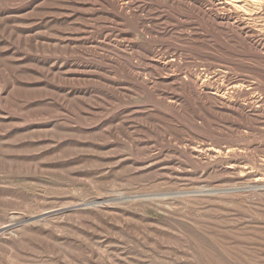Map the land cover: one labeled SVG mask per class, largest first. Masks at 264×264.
<instances>
[{
    "label": "rangeland",
    "instance_id": "1",
    "mask_svg": "<svg viewBox=\"0 0 264 264\" xmlns=\"http://www.w3.org/2000/svg\"><path fill=\"white\" fill-rule=\"evenodd\" d=\"M247 10L0 0V264H264Z\"/></svg>",
    "mask_w": 264,
    "mask_h": 264
},
{
    "label": "bare ground",
    "instance_id": "2",
    "mask_svg": "<svg viewBox=\"0 0 264 264\" xmlns=\"http://www.w3.org/2000/svg\"><path fill=\"white\" fill-rule=\"evenodd\" d=\"M215 1L218 2V3H220V4H222V5L231 7L232 9H234V10H236L238 12H242V13H247V11H248L247 9L249 7H251L252 4H254L255 2H257V0H215Z\"/></svg>",
    "mask_w": 264,
    "mask_h": 264
}]
</instances>
